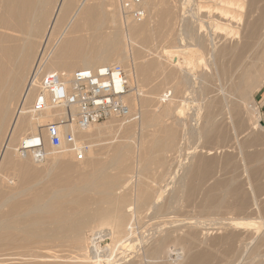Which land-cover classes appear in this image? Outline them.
Here are the masks:
<instances>
[{"label":"bare ground","instance_id":"obj_1","mask_svg":"<svg viewBox=\"0 0 264 264\" xmlns=\"http://www.w3.org/2000/svg\"><path fill=\"white\" fill-rule=\"evenodd\" d=\"M258 2L173 0L168 6L161 0H144L143 19L136 21L123 13L121 0H0V264H165L171 256L173 261L183 260L175 261L179 264H235L246 245L237 228L252 227L254 221L179 218L178 192L184 191L186 179H205L215 158L207 157L212 148L204 152L199 143L192 142L191 151H181L177 140L209 139L216 119L210 127L208 109L222 104L226 129L214 127L216 139L222 141L217 147L225 152L224 147H236L242 166L254 177L262 175L264 125L253 105L264 85V7L260 9ZM258 9L250 21L248 13ZM81 28L86 30L83 35ZM114 64L124 67L134 84V92L123 98L133 117L84 128L62 125L61 145L51 147L45 126L57 113L31 111L36 91L31 78L39 71L70 74L74 68ZM155 70L168 87L160 94H144L139 82ZM208 76L217 82L214 95L203 92ZM135 126L139 132H133ZM150 127H155L153 132L144 134ZM113 130H127L126 139L112 142L113 155L94 162L98 137ZM68 132L73 134L71 141L66 139ZM38 138L42 158L18 152L23 141L32 144ZM83 143L91 149L86 151ZM198 147L206 156L193 155ZM133 148H149L154 156L139 158ZM170 149L178 153L175 160L170 158L173 165L158 155ZM188 155L196 158L189 165L183 163ZM224 158L231 161L228 152ZM82 163L92 168L78 182L48 189L46 181L56 180L58 171L66 176ZM154 163L162 166V174L155 175ZM23 169L28 172L15 173ZM150 176L152 185L147 182ZM176 181L177 192L166 197ZM215 188L212 184L204 189V211L217 210L224 202L222 196L218 204L212 203ZM194 192L190 186L188 200ZM25 195L32 196L21 198ZM239 197L238 207H245L246 193ZM210 223L222 225L224 231L208 238V231L198 228ZM87 230L90 239L85 237ZM106 236L111 244L102 247ZM118 245L127 252L116 253ZM255 245L251 246L257 249ZM137 247L142 251L136 253ZM254 249L251 254L256 256Z\"/></svg>","mask_w":264,"mask_h":264},{"label":"rangeland","instance_id":"obj_2","mask_svg":"<svg viewBox=\"0 0 264 264\" xmlns=\"http://www.w3.org/2000/svg\"><path fill=\"white\" fill-rule=\"evenodd\" d=\"M161 1L164 2L165 5L173 6V0H161ZM87 2H89V1H87ZM177 4L179 5V3H176V5ZM257 5L260 9H263L264 0H259ZM159 8H161V6H159ZM157 13H159V11ZM258 14H259V9L255 10V11L253 10L252 12L248 13L247 18L250 21H252V19H254ZM160 19L162 21V17H159L158 21H160ZM161 30L164 31V29H161ZM85 31H86L85 28L79 29V32L81 35L85 34ZM163 31H161V34L157 39L158 44H162V33H163ZM74 70H75V68H74ZM162 79H163V77H162L161 73H159L156 70L151 71L150 73H148V76L145 74V78H144V80L139 82L138 88L144 94H150L151 91H155V92L160 94V93L164 92L166 90V88L168 87L167 85H162ZM207 80L208 81L205 84L203 92H204V94H206L207 92L212 91L211 93L214 95L213 90H215V88L217 87V82H216V80L212 79V77H210V76H208ZM129 84L131 87L130 93H133L134 92V87H133L134 84H133L131 78L129 79ZM263 94H264V85L256 93V95H255L256 102L253 104L259 109V117H260L259 118V121H260L259 124H261V125H264V98H263ZM30 105H31V103H30ZM147 108H149L150 110H154V106H148ZM208 111H209V114L212 116V117L208 118L209 120H211V122L209 124L210 127H213V125H214L213 121L216 119V125L215 126L223 128L225 130L226 129V121H225V116L222 113L223 112L222 104L217 103L215 105H212L208 109ZM135 112L133 114H135ZM188 112H190V109L187 110V114H189ZM136 114H137V112H136ZM204 114H205V112H204ZM214 115H216V116L214 117ZM205 116L207 117L208 114L206 113ZM108 120L100 121L97 123H99V124L106 123ZM200 121L201 120L199 119V122ZM214 127L212 130H210L208 132L209 139H206L205 141L204 140L200 141L201 144H200V142H196L194 137H189V136H188L189 140L186 139L185 141H182V138H181V140L180 139L177 140L178 142L181 141L180 142L181 148H182L181 151H183V150L185 152L191 151V150H193L192 147H194L195 144L199 143L198 145L202 146V148H203L202 151H204V152L206 149L212 148L213 150H210L212 152V154L207 155V157L215 158V162L210 165L209 175L205 179H203L201 181H195V182H190L189 179H186L185 184H187V185L184 188V191L178 192V197H181V200L179 202V207H178L179 208L178 213L181 216V217L179 216V218H184V217H189V216H190L189 218H192L194 216L195 219L198 218V219L206 220V221H210V219H211V220H216L217 223H218V221L220 222L221 220H222V222H225L226 220H228V218H231V217L232 218H246L249 221H252V222L254 221L253 222L254 224H252L254 226H252V227L246 226V228L248 227V229L237 228L238 231H241V232H239V234L241 233L239 238L242 237L240 240H242V241L244 240L245 242L244 241L243 242L246 244L245 247L246 246L247 247L243 248L242 252L240 253L241 256L235 262V264H264V243L262 242V241H264V237H263L264 236V163L262 165V170H263L262 175H260L258 177H254L252 175V173L250 172V170L247 171L248 169H246L245 167L242 166V161H240V159H239L240 157L235 151L236 147H235V149H234V147L233 148L232 147H230V148L224 147L226 152H228V154L231 155V159H230L231 161H228V160H227V162H226V160L224 161V159H225L224 157H225L226 152L224 151V149L222 147L218 148L219 145L222 143V141H218L216 139V135H214V132H215ZM131 129L133 130V132H136V131L139 132V128L137 126L132 127ZM154 129H155V127H150L147 130H144V134L149 135L151 132H153ZM126 133H127V130H124V132L120 131V130H113L111 132L105 131V133H103L100 137H98L96 143L100 144V149L97 152V158L95 159L94 162L98 163V162L105 161L108 158V156L113 155L114 150H113V148L110 147V144L112 142L116 143L118 141H124L126 139V135H127ZM180 134H181V132H180ZM247 137H248V135L242 137L241 139L247 138ZM184 139H185V137L183 138V140ZM260 141H262V139H260ZM144 142L146 144H148L150 142V137L148 136L147 138H145ZM192 142L194 143V146H193ZM189 143H191V144H189ZM83 144H84V149H86V151L91 149L87 143H83ZM188 147L189 148L191 147V148L189 149ZM221 148H222V150H220ZM256 148H260V147L259 146L258 147H251V148H248L247 150H253ZM185 149H187V150H185ZM199 149H198V152L196 150L197 153L195 152L193 155L206 156V153L201 152V149L200 150ZM228 149H230V150H228ZM131 151L133 152V155L140 156L139 158L144 157L146 154H152V150H150L149 148H138V149L133 148ZM230 153L233 154V157H232V154H230ZM177 154L178 153H175V149H170L168 151H165V153H163V155L160 154V152H158V155L165 156V158H167V159H170V158L173 159V157H174L173 160H175V158L177 157ZM193 155H188V161L183 160V163L188 164V162H189V164H190V163L195 162L196 158H195V156L193 157ZM235 155H237L239 158ZM232 158H233V160H232ZM236 158H238V159H236ZM171 159H170V162H171ZM171 164L173 165L174 163L171 162ZM133 165H134V162H133ZM152 165L155 166V169H154L155 175H160L164 172V169H162V166H160L159 163H154ZM186 165L182 166V167L185 168L188 166V165L187 166ZM79 167H78L77 171H75L72 168L67 173L66 176L64 173L58 171L57 174L59 176L57 175L56 180L50 179V180L46 181V183L48 184V189L52 190L57 184L65 182V181H67L68 183L78 182L83 177V175L85 174V171H87V169L91 170V168H92V166H90V165H88V167H87V165L85 163L80 164ZM38 168L39 167L36 168V171ZM183 169L181 168L180 171H178V172H180L181 174L184 173ZM22 172L27 173L28 171L26 169L18 170V171L15 170V173H17V174L22 173ZM110 172L113 174V173H115V170H112ZM180 173H178V175ZM231 178H233V179L231 180ZM152 180H153V178L150 176V178L147 179V182L152 185V184H154V181H152ZM162 184H163V182H162ZM212 184H214L216 186L215 190H213L212 194H211L212 203L215 205L218 204L222 200V196L225 197L224 202L222 204H220L221 207L217 210L214 209V210L204 211L202 209V204L204 203L203 192H204V189H206L207 187H209ZM170 185H169L170 188L167 190L168 192H166V194H165L166 197L171 195V192L173 190H175L177 192L176 188L178 185V181H176L171 186ZM190 186H193L195 188V192H194L195 194H194L192 200L191 199L188 200V198H187L188 188ZM35 189H37V188H35ZM243 193H246L248 204L245 207L239 208L237 203H238V200L240 198L239 196L243 195ZM31 196L32 195H25V196H22L21 198L29 199ZM252 197L257 198V200H256L257 206H256V204H252L253 203L252 201H254V199H255V198H253V200H252ZM194 217H193V220H195ZM216 221H211V222L216 223ZM255 221L257 222V226H256ZM205 226L206 227L199 226L198 229L200 231H204V232L208 231V233H209L207 235L208 238L212 235H217V234L222 233V231H224V229L221 228L222 225L219 226V224L213 225V223L212 224L210 223V224H206ZM257 228H259V229H257ZM183 229H185V228H183ZM237 230L235 229V231H237ZM251 235H252V237H250ZM207 236L205 238H207ZM85 237H87V239H90L91 238V231L87 230L85 232ZM259 239H261V241ZM110 244H111V240L108 236H106L101 245H102V247H108ZM251 245H255L257 249H254V247ZM56 247L57 246H54L52 248H55V250L58 248L59 249L65 248V247H63V248L62 247L56 248ZM252 248L254 250H257L256 252L258 255L254 256L251 254L253 251V250L251 251ZM66 249H67V247H66ZM68 250H70L69 247H68ZM120 251L127 252V249L122 247L121 245H118L116 253H119ZM135 251H136V253H139L142 250L138 249V247H137L135 249ZM171 257H170V259H172V260L167 259L165 264L167 262H168L167 264H170V263L173 264V262L177 263L178 261H180V260H175V261H177V262H175V261H173L174 258L173 257L171 258ZM181 261H183V260H181ZM179 263H177V264H179Z\"/></svg>","mask_w":264,"mask_h":264},{"label":"built area","instance_id":"obj_3","mask_svg":"<svg viewBox=\"0 0 264 264\" xmlns=\"http://www.w3.org/2000/svg\"><path fill=\"white\" fill-rule=\"evenodd\" d=\"M143 1L121 0L123 13L133 20H142ZM29 82L36 88L31 111L57 113L45 126L49 145L54 148L61 145L59 127L62 125L84 128L111 118L132 116L123 99L130 91L129 78L117 64L75 69L70 74L58 69L39 71ZM66 139L73 140L72 132L66 133ZM18 152L23 155L31 152L34 158L40 159L44 156L42 140L38 138L32 144L23 141Z\"/></svg>","mask_w":264,"mask_h":264}]
</instances>
